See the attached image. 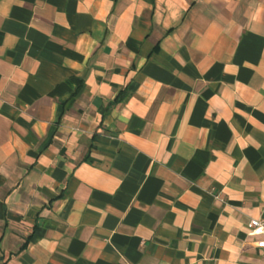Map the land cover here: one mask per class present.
I'll list each match as a JSON object with an SVG mask.
<instances>
[{
  "label": "crops",
  "instance_id": "obj_1",
  "mask_svg": "<svg viewBox=\"0 0 264 264\" xmlns=\"http://www.w3.org/2000/svg\"><path fill=\"white\" fill-rule=\"evenodd\" d=\"M259 217L264 0H0V264H264Z\"/></svg>",
  "mask_w": 264,
  "mask_h": 264
},
{
  "label": "built area",
  "instance_id": "obj_2",
  "mask_svg": "<svg viewBox=\"0 0 264 264\" xmlns=\"http://www.w3.org/2000/svg\"><path fill=\"white\" fill-rule=\"evenodd\" d=\"M246 228L247 235L255 239V247L264 250V217L250 219Z\"/></svg>",
  "mask_w": 264,
  "mask_h": 264
},
{
  "label": "trees",
  "instance_id": "obj_3",
  "mask_svg": "<svg viewBox=\"0 0 264 264\" xmlns=\"http://www.w3.org/2000/svg\"><path fill=\"white\" fill-rule=\"evenodd\" d=\"M123 96H124V94H120V95L115 99L116 102L119 101V100H121V99L123 98Z\"/></svg>",
  "mask_w": 264,
  "mask_h": 264
}]
</instances>
